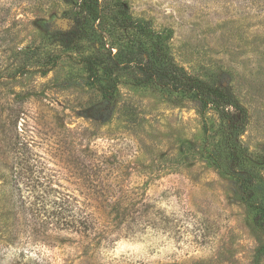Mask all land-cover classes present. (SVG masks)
Wrapping results in <instances>:
<instances>
[{"label": "rangeland", "instance_id": "rangeland-1", "mask_svg": "<svg viewBox=\"0 0 264 264\" xmlns=\"http://www.w3.org/2000/svg\"><path fill=\"white\" fill-rule=\"evenodd\" d=\"M79 2L0 0V264H264V231L214 162L229 164L225 121L139 67L89 73L131 35L108 20L80 37ZM98 2L239 104L240 142L264 158V0Z\"/></svg>", "mask_w": 264, "mask_h": 264}, {"label": "trees", "instance_id": "trees-1", "mask_svg": "<svg viewBox=\"0 0 264 264\" xmlns=\"http://www.w3.org/2000/svg\"><path fill=\"white\" fill-rule=\"evenodd\" d=\"M117 4H100L98 0H80L78 3V18L75 24L78 26L80 37L89 39L90 32L93 37L102 36L101 30L105 29L108 20L112 21L113 28L130 31L131 35L130 47L126 50L118 48L108 62L98 56L87 57V70L89 73H96V67H102V72L111 77L115 69L121 66L139 67L142 70V82L146 86L163 92H178L196 103L200 112L208 106L212 107L225 121L222 151L229 156L228 165H221L217 159L214 161L215 165L233 180L236 192L254 214L255 225L264 231V194L258 189V185L264 186V179L260 177V172L264 171V158L250 160L252 154L248 153L240 142L241 133L247 124L245 110L223 90L209 87L187 75L171 59L164 39L146 25L128 17ZM90 22L92 27L87 29L85 26ZM13 145L16 146L17 142ZM247 161H251L252 165L246 166ZM90 218L87 214L82 217L86 222L85 232L90 228L87 227ZM259 252L264 254V245L259 248Z\"/></svg>", "mask_w": 264, "mask_h": 264}]
</instances>
